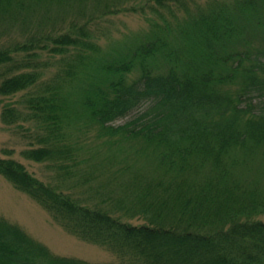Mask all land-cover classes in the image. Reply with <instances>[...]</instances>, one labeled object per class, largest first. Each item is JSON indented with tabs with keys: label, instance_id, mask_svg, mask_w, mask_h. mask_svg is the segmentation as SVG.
<instances>
[{
	"label": "trees",
	"instance_id": "16d2710c",
	"mask_svg": "<svg viewBox=\"0 0 264 264\" xmlns=\"http://www.w3.org/2000/svg\"><path fill=\"white\" fill-rule=\"evenodd\" d=\"M120 15L147 31L115 37ZM0 26V97L22 93L3 123L53 170L0 158V176L115 258L57 255L0 217V264H264V0H0Z\"/></svg>",
	"mask_w": 264,
	"mask_h": 264
},
{
	"label": "rangeland",
	"instance_id": "374dc122",
	"mask_svg": "<svg viewBox=\"0 0 264 264\" xmlns=\"http://www.w3.org/2000/svg\"><path fill=\"white\" fill-rule=\"evenodd\" d=\"M108 25L111 27L115 37H120L121 33H126L129 31H143L148 27L147 23L142 17L134 15H120L110 18ZM0 28L2 27L0 26ZM16 32H18V30H16ZM1 34H5V38H7L14 35V31L4 32L0 30V35ZM52 71L54 70L52 69ZM21 96L22 93L6 98L0 97V158L18 160L19 162L26 165V168L30 173L34 174L41 180L48 181L53 175L51 166L47 163H35L24 159L21 156V153L25 149L29 148V140L27 138H23L21 134L22 131L18 129V125L9 127L8 125L4 124L2 120V112L5 104L16 102L20 100ZM145 107L146 105H143L138 110L133 111L127 117L117 120L115 125L121 126L129 121L134 120L142 114ZM25 130H28L27 126ZM94 134V131H89L86 134L81 133L80 131L74 132V141L79 142L80 145L85 144V147L83 148L84 151L82 152L83 154H87V156L92 153L90 150L91 147L93 149L97 147V143H93ZM98 143L103 145L101 142ZM101 158L102 157L98 156L95 158V161L101 162L103 159ZM123 161L125 162L126 159L124 158ZM102 178L104 179H101V181H107L106 177ZM91 184L95 189L102 190V192L110 191V189L100 186L101 184H99V178ZM0 217L20 226L35 240L46 245L53 253L60 256L78 257L95 263H107L115 260L111 252L107 251L106 249L85 243L69 235L59 225L53 222V219L47 211H45L31 198L17 191L2 176H0ZM131 222L133 224L144 223V221Z\"/></svg>",
	"mask_w": 264,
	"mask_h": 264
}]
</instances>
